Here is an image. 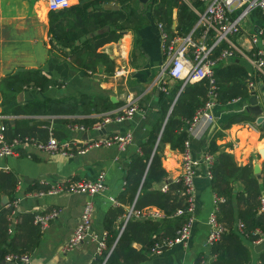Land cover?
<instances>
[{
    "label": "trees",
    "instance_id": "1",
    "mask_svg": "<svg viewBox=\"0 0 264 264\" xmlns=\"http://www.w3.org/2000/svg\"><path fill=\"white\" fill-rule=\"evenodd\" d=\"M111 2L119 3L120 9L100 7L103 3ZM192 4L190 6L183 0H150L145 5H139L137 0H81L69 9L51 12V49L78 70L93 74L99 67H104L105 72L111 74L115 69V62L99 49L106 43L117 41L120 38L119 31L138 29L146 25L150 21L147 14H150L151 20L162 24L171 37L186 35L198 21L195 9L203 11L205 7L198 0H192ZM136 12H140L139 17ZM175 20L177 24L174 28ZM107 25L110 30L103 32ZM100 30L102 32H98ZM215 75L219 87V106L226 107L235 99L250 96L248 82L254 77L236 59L228 63L220 62ZM62 85V80L50 76L42 68L18 69L2 78V105L12 104L17 100L18 94L27 89L46 92L52 87L61 88ZM180 88L179 82L162 92L161 122L152 128L149 138L141 146V152L131 157L125 189L117 196L119 204L110 206L105 214L106 247L96 256L93 264L145 262L158 245L162 252L167 250L168 247L163 241L175 238L178 231L191 219L188 210L190 203L182 181L168 182L162 157L158 151L154 152L158 140V150L163 144L169 143L172 149L183 152L189 138L185 127L208 100L210 87L207 81L187 84L164 126ZM115 108L116 104L110 97L102 95L78 94L55 99H32L12 108L11 115L27 116L28 119H16L15 125L11 124L10 119L4 120L6 138L8 141L16 138L24 141L28 138L30 142L45 143L50 139L51 130L31 125V121L36 118L54 116L57 117V125L80 124L91 128L102 121V115ZM254 119L249 112L234 114L222 123V128L227 129L235 123ZM52 132L58 139H68V134L58 128ZM222 136V131L216 133L206 150L215 156L212 188L217 196L225 198L224 202L217 205V219L224 231L221 238L210 246V254L215 257L212 264H248L251 253L246 240L255 242L260 239L261 234H254L257 230L264 234V215L258 213L259 196L264 191V181L254 174L253 164L238 165L231 154L221 149L217 138ZM18 152L24 153V147H20ZM164 184L168 186L166 191L161 187ZM16 186L17 178L13 172L0 171V264L6 262L9 255L31 256L43 235L40 225L35 223L34 213L20 214L14 219ZM32 187L41 189L38 184ZM4 196L9 199L6 205L2 204ZM132 205L137 210L156 207L162 211L163 217L157 220L134 217L121 232L123 224L119 220L128 210L125 207ZM180 209L184 213L178 215ZM135 244H139L141 248H136ZM204 258L199 255L194 264H205ZM260 264H264V252L261 254Z\"/></svg>",
    "mask_w": 264,
    "mask_h": 264
},
{
    "label": "crops",
    "instance_id": "2",
    "mask_svg": "<svg viewBox=\"0 0 264 264\" xmlns=\"http://www.w3.org/2000/svg\"><path fill=\"white\" fill-rule=\"evenodd\" d=\"M80 1L77 0L72 6ZM86 1L91 2L92 0ZM137 1L139 5L140 3L145 5L140 0ZM183 1L193 6L192 0ZM106 4L117 6L118 9L121 7L116 2L103 3L100 7H104ZM92 9L94 7L90 8V10ZM50 14L47 0H0V86L4 76L18 69L42 68L50 76L62 80V87H52L46 92L27 89L24 91L23 102L78 94L102 95L109 96L110 99L115 97L117 99V102L114 103L116 108L112 111H119L129 106L133 101L138 110L131 119L123 122L111 121L101 131L89 128L88 132H74L68 128L69 125H57L55 122L57 117L54 116H45L46 119L51 120V128L38 127L51 130L50 137L55 136L52 130L58 128L59 131L68 134V139L94 140L116 133L132 132L134 140L124 151L116 146L100 147L93 148L84 155L70 157L51 155L32 146H25L24 153L0 158V171L13 172L17 178L14 201L18 200V202L15 205V220V217L20 214L47 213L58 210V216L43 231L38 246L31 253L33 263L93 264L96 256L100 253L99 242L105 240V214L110 206L119 204L117 196L125 189L126 174L131 157L141 152V146L149 138L152 128L156 123L161 122V95L165 91L158 82L159 69L165 60L161 28L160 24L151 20L150 14H147L150 19L149 23L138 27V29L128 30L129 34L126 36H122L120 33V38L117 41L106 43L99 49V51L107 53L115 62L113 73L108 74L104 67H99L93 74H88L74 68L72 63L51 49ZM136 14L137 17L140 16V12H136ZM176 14L177 9L175 8L174 19L177 18ZM176 24L175 20L174 28ZM109 30L110 26L107 25L103 32ZM98 32H102V30ZM255 36H259L261 44H264V16L257 10L251 11L242 21L240 32L233 36V40L241 47L242 52L232 60L236 59L238 63L247 67L254 77L248 82L250 96L241 98L244 102H236L235 99L232 103L239 104L237 109L228 108L232 103L226 107L217 106L215 110L216 123L210 124L202 121L189 134V137L193 156H199L207 150L216 133L222 131L223 136L217 138V144L221 149L231 154L238 165L253 164L255 166L259 164L261 170L258 178L264 181V130L261 129V132L251 130L248 124L252 121H242L227 129L222 128V123L231 115L248 112V105L244 110L243 103L247 101L250 104L252 96H256L258 103L264 106V79L253 69L248 58L243 55L251 56L252 39ZM252 81L259 86L258 90L251 88L250 82ZM164 82L165 84L162 85L166 88L174 87L179 82L181 86L183 84L181 81L168 78H164ZM179 93H181L180 90ZM21 103L16 100L8 106H3L0 91V115L6 116V119L14 120L13 123L11 121L12 125L17 123L16 119H28L27 116L10 114L12 108ZM252 116L255 119L257 117ZM32 122L31 125H33ZM165 122L167 121H164V126ZM187 127L188 125L185 127L186 131ZM159 143L160 140L157 141L154 152L158 151L162 157L163 167L168 173V182L180 181L182 152L172 149L169 143L161 144L162 147L158 150ZM102 172L106 174V190L92 198L95 203L92 231L98 238L69 248L68 240L79 222L84 203L90 197L71 193L39 196L38 192L46 190L58 182L94 180ZM35 184H38L41 189L32 187ZM238 187L241 188L240 185ZM215 195L211 180L203 172H199L196 177L195 210L193 212L195 220L187 246L176 245L161 253L149 254L148 260L140 264H194L199 255L205 257V264H212L215 257L210 254L207 239L210 232L208 217L214 210ZM112 198L116 199L117 203H114ZM125 208L128 209L129 206ZM149 209L157 208L150 207ZM119 222L123 224V217ZM122 231L123 229H121ZM245 243L251 253L248 264H260L264 249H256L258 242L246 240ZM135 247L141 248L139 244H135ZM4 264L16 263L5 262Z\"/></svg>",
    "mask_w": 264,
    "mask_h": 264
},
{
    "label": "built area",
    "instance_id": "3",
    "mask_svg": "<svg viewBox=\"0 0 264 264\" xmlns=\"http://www.w3.org/2000/svg\"><path fill=\"white\" fill-rule=\"evenodd\" d=\"M48 8L51 12L62 11L69 9L77 0H47ZM204 4V10L195 9L198 14V21L192 30L186 35H176L171 37L168 32L160 24L162 48L165 53V60L160 66L158 73V82L161 88L166 90L162 84L164 78L181 81L183 84L180 92L184 90L187 84L200 81H207L210 87L208 100L200 109L197 110L193 120L188 123L187 131L192 133L193 130L202 121L210 124L216 123L215 110L219 103L218 97V81L216 78V69L220 62L228 63L242 52L238 44L230 39V36L238 34L241 30L242 21L251 13L257 10L264 16V0H198ZM253 50L251 56L243 54L249 60L253 69L264 79V44H261V38L255 36L252 39ZM123 72V71H121ZM162 81V82H161ZM257 82V80H255ZM252 89L258 90L259 86L252 81L250 82ZM236 102H244L241 98L236 99ZM247 102V101H246ZM243 103V109H247V105ZM138 110L135 102L124 107L119 111L108 112L103 115L102 121L95 124L91 129L95 131L103 130L111 121L123 122L129 120ZM46 118V117H40ZM257 118L249 123L251 130L260 131L261 124H258ZM6 116L0 115V158L18 155L20 147L32 146L35 149L47 152L51 155H62L66 157L75 155H84L93 148L100 147H118L124 151L127 146L133 143L134 137L132 132L116 133L111 136L101 137L94 140H82L80 138H71L61 140L55 136H51L47 142H30L28 138L24 141L18 138L8 141L6 138V125L4 123ZM68 128L74 132H88L89 127L80 124H70ZM215 162L213 154L203 152L199 156H193L191 152L190 137L185 142V148L182 152V174L181 181L185 187V193L188 195L189 212L191 219L178 231V234L173 239L164 240L166 247L171 248L176 245L187 246L190 238L191 229L195 220L193 212L195 210V192H196V177L199 172H203L208 179H212V167ZM106 174L100 173L96 179H84L78 181L58 182L46 190L38 192L39 196H53L63 193L82 194L90 198L84 203L82 214L79 222L74 230L68 247L73 248L88 240H95L98 237L92 231V220L95 211V203L93 197L102 194L106 190ZM167 184L162 186V190L166 191ZM117 203L116 199H113ZM223 196L215 195L214 210L208 217V225L210 232L207 243L209 246L217 242L224 231V227L217 219V205L224 202ZM18 200H15L14 205ZM184 210L180 209L177 214L181 215ZM258 213L264 215V193L259 196ZM15 214V213H14ZM58 210H52L47 213H35V223L39 224L41 229L45 231L51 221L58 216ZM143 219H160L163 213L159 209H143L137 210L134 205L128 208L123 216V227L132 218ZM254 234H261L260 239L255 242L260 243L264 240V234L257 230ZM106 247L104 239L99 242V252ZM160 245L154 250V253H161ZM17 261L16 264H34L29 254L22 256L9 255L6 257V262Z\"/></svg>",
    "mask_w": 264,
    "mask_h": 264
},
{
    "label": "water",
    "instance_id": "4",
    "mask_svg": "<svg viewBox=\"0 0 264 264\" xmlns=\"http://www.w3.org/2000/svg\"><path fill=\"white\" fill-rule=\"evenodd\" d=\"M142 3L146 4L147 2H149L150 0H140ZM104 8L105 9H115V10H118V7L117 6H114V5H111V4H106L104 5ZM108 29V28H107ZM122 36H126L129 34V31L128 30H125V31H121L120 32ZM180 95V93L178 94ZM254 95V94H253ZM178 96L176 97V99L174 100V103L168 113V116H167V119L169 117V115L171 114L172 110H173V107H174V104L177 100ZM17 101L18 103H21L24 101V92H21L18 94L17 96ZM111 101L113 103H116L117 102V99L115 97H111ZM247 111L251 114V115H255L257 116V122L258 124H261L262 126H264V106L262 104H259L258 101H257V98L256 96H252L250 98V105L248 106V109ZM166 119V121H167ZM12 123L14 122V120H11ZM166 123V122H165ZM33 125H36V126H45V127H48V128H51L52 127V122L50 119H46V118H38L36 120H34L32 122ZM260 165L259 164H256L254 166V173L259 176V173H260ZM9 202V199L7 196H4L3 197V200H2V204L3 205H6L8 204ZM256 249H264V240L261 241V243H259L257 246H256ZM5 263V262H4ZM3 263V264H4Z\"/></svg>",
    "mask_w": 264,
    "mask_h": 264
},
{
    "label": "rangeland",
    "instance_id": "5",
    "mask_svg": "<svg viewBox=\"0 0 264 264\" xmlns=\"http://www.w3.org/2000/svg\"><path fill=\"white\" fill-rule=\"evenodd\" d=\"M230 39H233V36L231 35L230 36ZM264 98V97H263ZM239 104H234V103H232L231 105H229L228 106V108H232V109H237V106H238ZM262 129V126L260 127V130Z\"/></svg>",
    "mask_w": 264,
    "mask_h": 264
}]
</instances>
